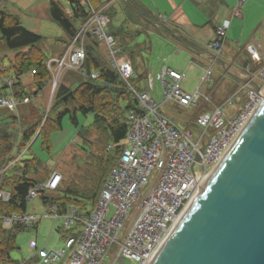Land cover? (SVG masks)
<instances>
[{
	"label": "built area",
	"instance_id": "built-area-1",
	"mask_svg": "<svg viewBox=\"0 0 264 264\" xmlns=\"http://www.w3.org/2000/svg\"><path fill=\"white\" fill-rule=\"evenodd\" d=\"M87 11L88 18L78 27L62 54L47 60L52 73L49 84L55 88L68 69L89 79L99 78V71L90 74L82 71L85 39L91 34L97 45L105 49L108 67L118 75L137 102L138 110L131 108L126 114L128 128L119 158L109 170L96 205L88 214L75 205H68L62 210L57 203H46L43 214L2 212L0 222L3 226L28 228L35 227L41 220H48L51 225L49 234L58 232L56 223L60 220L69 231L72 226H80V231H70L64 237L63 246L57 250L47 249L45 245L38 248L35 241H29L33 257L40 264H101L107 259L108 264H151L263 98L246 89L244 101L235 91L222 103H214L212 92L216 60L213 58L203 68L191 90L183 84L185 73L166 65H162L154 75L149 72L146 87L140 89L131 81L135 77L131 62L123 59L121 48L108 31V15L102 8L93 9L88 2ZM239 14L237 7L232 9L231 16ZM162 17L165 19V16ZM229 25V18L219 19L214 37L207 44L208 50L216 56L223 51ZM260 48V44L253 42L245 46L254 63L263 59ZM252 75L254 79L257 75L261 76L264 95V68ZM153 79L160 83L161 102H157L152 95ZM4 84L12 86L13 81H5ZM19 101L13 94L0 96V107L15 110ZM169 102L184 108L199 107L194 123L201 130L196 136L188 129H181L172 117L161 110ZM234 104L240 106L238 110L227 114L225 110ZM108 147L111 148V145ZM4 169L6 167L1 171ZM61 180L60 172L52 170L44 182L29 187L27 202L52 193ZM9 199L10 193L0 190V201L7 202ZM112 248L114 252L109 257Z\"/></svg>",
	"mask_w": 264,
	"mask_h": 264
},
{
	"label": "trees",
	"instance_id": "trees-1",
	"mask_svg": "<svg viewBox=\"0 0 264 264\" xmlns=\"http://www.w3.org/2000/svg\"><path fill=\"white\" fill-rule=\"evenodd\" d=\"M87 2L93 9L102 8L108 15L110 19L108 31L121 48L123 59L131 63L138 47L132 43V40L141 32L138 26L171 35L165 27L157 26L156 23L160 20L143 11L135 0H85L84 3L80 0H70V12L65 11L58 1L50 0L49 15L67 35V39L62 42L64 50L75 36L78 27L89 16ZM118 11L123 13V19L120 21L117 16ZM173 31L177 33L176 30ZM41 40L40 35L22 26L16 15L5 8L0 9V41L10 49L19 50L16 51L8 68L13 71L16 79L25 73H31L34 85V91L28 93L20 87L18 80L13 82L12 87L17 88L13 91V95L17 99L22 100L30 97L31 94L37 95L44 88L50 87L52 73L39 47ZM138 45V51L145 48L143 43ZM84 48L82 71L86 74L99 71L97 80L85 78L73 85L61 79L54 88L44 121L29 125L19 132H12L7 127L8 122L0 126V190L10 193L9 201H0V213L25 212L29 187L44 182L51 171L55 170H49L48 165L35 156L22 159L20 154L29 150L30 142L35 141L39 136H42L43 147L48 149L50 133L62 128V120L65 116L72 124L78 125L79 113L83 116L93 115L92 123L87 127H80L76 134L77 140L80 141L79 150L86 152L83 166L79 165L82 167L79 169L81 174L76 180V173L70 174L64 168L62 170L57 168L56 171H60L62 176L61 182L55 191L43 195L41 199L43 204H59L62 210L68 205L78 206L85 214L95 207L103 182L123 148L122 142L128 128L127 111L131 108L138 110V107L133 95L124 87L118 75L108 67L106 56L91 34L86 36ZM2 71L0 69V74ZM146 77V73L136 74L131 81L141 89L142 87L138 85L139 81H144ZM6 86L4 84L2 87ZM217 94L215 89L212 92L213 102L219 99ZM50 111L53 112L52 116H49ZM15 120L16 117H13L11 122ZM38 128L39 131L35 135ZM109 145L111 148L108 147ZM5 167L6 169L1 171ZM23 229L26 228L19 225L3 226L0 222V264H19L17 260L11 259L9 250L16 247V233ZM33 260L37 258L32 257L24 264H31Z\"/></svg>",
	"mask_w": 264,
	"mask_h": 264
},
{
	"label": "water",
	"instance_id": "water-1",
	"mask_svg": "<svg viewBox=\"0 0 264 264\" xmlns=\"http://www.w3.org/2000/svg\"><path fill=\"white\" fill-rule=\"evenodd\" d=\"M156 25L165 27L186 50L195 53L173 29L164 23ZM211 58L227 69L221 57L212 54ZM227 73L263 100L151 264H264L263 88L250 75Z\"/></svg>",
	"mask_w": 264,
	"mask_h": 264
},
{
	"label": "rangeland",
	"instance_id": "rangeland-1",
	"mask_svg": "<svg viewBox=\"0 0 264 264\" xmlns=\"http://www.w3.org/2000/svg\"><path fill=\"white\" fill-rule=\"evenodd\" d=\"M56 1H58L63 6L65 11L69 12L70 0ZM84 1L85 0H80V2L82 3H84ZM48 2L49 0H5L3 6H1V8L9 9L10 11L12 9L20 10L22 13L21 16H19L21 25L42 36V40L39 42V47L41 48L44 54V58L46 60L51 59L52 55L54 54L57 47L60 46V44H62V47H64L62 42L63 40L67 39V35L62 31L59 25L52 19H49L47 14L45 15L43 13L48 6ZM119 14L120 13L118 11V17ZM143 36L144 35H142L141 39L138 40V42L143 40ZM260 36H262L261 32L257 34L255 39L259 40ZM145 41H147V39ZM0 44L5 47V49L0 50V69L3 70L0 74V91L5 90L7 92V95H11L13 94V92H11L12 87L6 86L5 88H3L2 86L4 85L5 81L17 82L13 71L8 68V66L10 64V61L14 58L16 51L19 50L8 48L3 41H0ZM154 48V53L152 55H150L149 50H144L141 52V59H135V67H137V70L143 71L146 69L149 63L152 65L155 60H158L159 56H157L158 54L156 51L157 46H154ZM101 49L103 54L107 57L105 49ZM176 60L178 59L173 56H169L167 61L169 62V64H172V62H175ZM215 71L217 72L216 65ZM151 74L154 75L155 72H151ZM30 77V73H26L21 78V81L24 85L23 88L25 92L28 93L33 91L32 88H34ZM85 78V76H81L80 74H78L77 71L68 69L65 70L61 79H64V81L67 83H73V85H75L80 82V80ZM219 78L220 76L218 75L217 80ZM221 78V81H218V83L216 84V91L219 94H217V97H219V99H215L217 101H214L215 103L219 104L222 103L224 98L236 88V85H233V81L230 76ZM257 81L263 83L260 77H257ZM156 83L158 86H160V83L158 81H156ZM195 85L196 82L194 86ZM53 91L52 86L48 87L47 89L44 88L39 94H37L35 99L31 100L28 106L21 107L20 110H8L4 113L0 111V126L8 122L7 127L12 132H19L21 129H24L29 125L31 126L34 123L37 124L39 121H44L46 115L48 114V107L51 101ZM236 91H238L239 97H241L242 101H244L246 98V92L242 89H238ZM159 99H161L160 96ZM239 107L240 106H238V104H234L229 110H225V112L229 114V112L232 110L237 111ZM165 109L167 111L171 110V112H169V115H171V117L176 121L177 125L181 129H188L193 133L194 136L197 135L198 131L193 126H189L188 124H194L193 119L198 113L199 107L184 108L169 102L165 105ZM52 115L53 112L50 111L49 116ZM13 117H16V120L12 123L11 120ZM77 120L78 125H74L71 123L69 118L65 116L62 120V128L60 130L52 131L50 133L48 149L43 147L42 136H39L37 139H35V141L30 142L29 145H31V147L29 150L23 151L22 154H20L21 158L26 159L35 156L40 159L43 163L47 164V168L49 170H57V168L62 170V168H64L70 174L76 173L75 179L77 180L81 174H79V169L82 168L79 167V165L83 166V157L86 155V152L84 150H79L78 143H80V141L77 140L76 134L80 127H87L92 123L93 115L89 114L87 116H83L79 113L77 114ZM38 131L39 128L37 129L35 135ZM34 138L35 136H33V139ZM154 174L155 172H153V175ZM44 210L45 207L42 203L41 197H36L27 203V212L43 214ZM128 221L129 218L125 221L124 227L121 231L122 235L126 229ZM50 226L51 225L48 220H41L35 227H28L26 229L18 231L15 237L16 247L14 249L9 250L11 259L17 260L19 264H24L25 261L31 259L34 253L33 250L29 248L30 240L35 241L37 243L38 248L45 245L47 249L53 248L54 250H57L63 246L64 237L67 236L70 231L71 233H76L80 231V226H72V230H67L66 227L62 226V221L60 220L56 223V227H59L58 232L49 234ZM113 252L114 248L109 250V257L112 256ZM108 262L109 259L102 261L101 264H108ZM127 263L128 262H125L123 264ZM31 264H40V262L37 259L33 260Z\"/></svg>",
	"mask_w": 264,
	"mask_h": 264
},
{
	"label": "crops",
	"instance_id": "crops-1",
	"mask_svg": "<svg viewBox=\"0 0 264 264\" xmlns=\"http://www.w3.org/2000/svg\"><path fill=\"white\" fill-rule=\"evenodd\" d=\"M5 0H0V8L3 6ZM50 1V0H49ZM139 7L152 17H156L160 20L159 23H164L173 30H176L179 38L190 48L195 50L192 53L186 50L172 35L163 34L155 31L152 28L138 26L141 32L133 38L132 43H135L138 47V43H143L144 49L138 51V47L134 53V59L132 61V66L136 74H147L151 72H157L160 70L162 65H166L175 70H180L185 73L184 86L191 90L194 87L195 82L201 76L203 68L211 61V55L213 54L207 48V44L214 37V29L217 21L221 18L227 17L230 19V25L227 30V35L225 43L223 46V51L220 57L227 62V69L221 67L219 63H215L217 72L213 73L214 87L213 91L217 89L216 84L221 81V77L230 76L227 71L234 72L242 75H250L253 77L252 73L256 72L258 69H262L264 61V0H242L238 5L240 0H135ZM238 8L240 14L238 16H231V11L233 8ZM10 13L16 15L18 18L21 16V11L17 9H12L11 11L7 9ZM70 12V10H69ZM120 12V11H119ZM50 18L49 15V2L48 6L43 12ZM165 16V19L162 17ZM119 21L123 19V13L119 14ZM20 20V18H19ZM133 26V25H132ZM29 30V29H28ZM63 31V30H62ZM64 32V31H63ZM261 32L260 39L256 40L257 34ZM176 33V34H177ZM39 35V34H38ZM144 35L143 40L138 42ZM41 36V35H40ZM42 37V36H41ZM147 39V41L145 40ZM257 43L261 45L260 53L263 59L260 62L254 63L249 54L245 50V46L248 43ZM147 43V44H146ZM142 46V45H141ZM154 46H157V56L158 60L154 61L152 65L149 63L145 70L139 71L135 67V59H141V52L144 50H149L150 55L154 53ZM5 49V47L0 44V50ZM64 50L62 44L57 47L51 58L59 57ZM173 56L177 58L175 62L169 64L168 57ZM163 62H162V61ZM161 63V64H160ZM261 66L258 68V66ZM152 66V67H151ZM151 67V68H150ZM248 68V70H247ZM149 70V71H148ZM26 74V73H25ZM220 78L217 80L218 75ZM24 75V74H23ZM18 77L16 80L20 82V87L23 88V83L21 81L22 76ZM153 75V74H152ZM30 78L32 82V75L30 73ZM231 77V76H230ZM257 75L255 80L257 81ZM153 78V76H152ZM232 83L236 88L234 91L229 93L225 98L230 96L233 92L238 89H242L246 92V87L242 86L237 80L232 78ZM262 79V78H261ZM157 80L153 79V90L152 95L157 102L162 101L161 86L156 83ZM260 83V82H259ZM147 79L144 81H139V86L146 87ZM262 84V83H260ZM12 87V86H10ZM19 87V86H18ZM216 87V88H215ZM47 89V87H46ZM17 90L13 88L11 92ZM34 91V88H32ZM31 91L30 93H32ZM41 92V91H40ZM39 94V93H38ZM0 96H8L7 92L0 91ZM37 95H32L29 100L23 101L19 99V104L16 106L15 110H20L21 107L28 106L32 99H35ZM159 96L161 99H159ZM224 98V99H225ZM167 104V103H166ZM164 104L161 110L169 115L171 110L167 111ZM30 110V109H29ZM2 113L8 111L4 107H0ZM194 120V119H193ZM195 124V123H194ZM193 123H189V126H195ZM43 203V202H42ZM44 205V204H43ZM37 226V225H36ZM31 241V240H30Z\"/></svg>",
	"mask_w": 264,
	"mask_h": 264
}]
</instances>
